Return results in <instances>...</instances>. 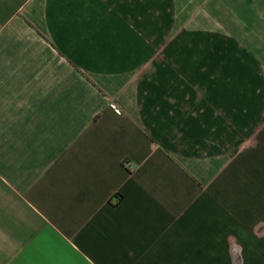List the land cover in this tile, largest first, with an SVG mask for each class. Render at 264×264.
Returning <instances> with one entry per match:
<instances>
[{
  "label": "crops",
  "instance_id": "1",
  "mask_svg": "<svg viewBox=\"0 0 264 264\" xmlns=\"http://www.w3.org/2000/svg\"><path fill=\"white\" fill-rule=\"evenodd\" d=\"M0 264H264V0H0Z\"/></svg>",
  "mask_w": 264,
  "mask_h": 264
},
{
  "label": "built area",
  "instance_id": "2",
  "mask_svg": "<svg viewBox=\"0 0 264 264\" xmlns=\"http://www.w3.org/2000/svg\"><path fill=\"white\" fill-rule=\"evenodd\" d=\"M112 107H113V109L115 110V112H116L117 114H121V111H120V109H119L117 106L112 105Z\"/></svg>",
  "mask_w": 264,
  "mask_h": 264
}]
</instances>
